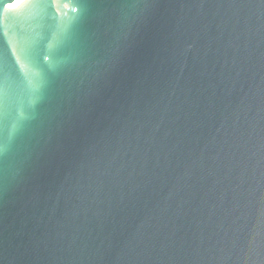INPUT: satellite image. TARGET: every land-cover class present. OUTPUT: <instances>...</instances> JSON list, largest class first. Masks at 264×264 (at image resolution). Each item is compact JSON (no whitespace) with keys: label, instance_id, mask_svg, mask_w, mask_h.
I'll return each instance as SVG.
<instances>
[{"label":"water","instance_id":"water-1","mask_svg":"<svg viewBox=\"0 0 264 264\" xmlns=\"http://www.w3.org/2000/svg\"><path fill=\"white\" fill-rule=\"evenodd\" d=\"M0 264H264V0H0Z\"/></svg>","mask_w":264,"mask_h":264}]
</instances>
